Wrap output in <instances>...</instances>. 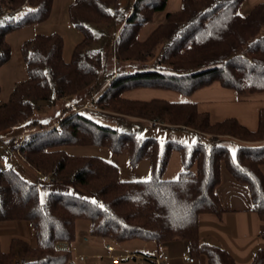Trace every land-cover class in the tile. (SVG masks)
Instances as JSON below:
<instances>
[{
    "label": "trees",
    "instance_id": "trees-1",
    "mask_svg": "<svg viewBox=\"0 0 264 264\" xmlns=\"http://www.w3.org/2000/svg\"><path fill=\"white\" fill-rule=\"evenodd\" d=\"M53 3L0 0V19L6 14L12 17L0 26V66L10 58L8 33L46 21ZM243 3L182 0L179 11L168 13L140 40V30L166 11L168 0H135L128 12L120 0H74L70 20L83 38L69 62L63 58V39L58 34L37 35L24 45L28 80L16 86L7 103L0 104L1 138L10 134L14 139L20 127L38 125L29 122L39 109L37 102H51L54 88L58 100L96 93L106 64L101 52L91 51L96 36L90 26L121 25L114 42L115 58L136 69L110 74L108 87L94 102L103 110L148 117L169 128H190L199 141L192 146L168 141L161 153L156 139L102 125L77 110L58 120L56 127L41 126L25 135L13 150L33 170L55 182L73 184L95 200L51 192L43 203L37 184L14 168L0 171V222L27 221L36 239L32 246L23 238H12L6 252L0 240V264H13L18 258L25 259V264H79L74 248L58 249L61 242L74 246L79 219L90 221L94 237L118 242L139 239L158 247L184 241L194 262L205 258L208 264H236L229 251L201 242L200 217H221L226 212L217 194L225 168L246 186L253 210L264 221V108L258 129L251 131L234 118L212 124L194 103L131 101L121 95L144 87L188 96L215 82L240 96L264 93V3L245 16L240 13ZM27 7L31 10L15 22L13 17ZM225 136L240 140L234 143L235 151L226 145ZM69 145H108L117 154H127L133 165L148 159L151 179L121 181L116 166L98 157L69 155L64 149ZM173 149L179 151L184 169L176 180L166 181L161 175ZM252 264H264V251L256 254Z\"/></svg>",
    "mask_w": 264,
    "mask_h": 264
},
{
    "label": "rangeland",
    "instance_id": "rangeland-1",
    "mask_svg": "<svg viewBox=\"0 0 264 264\" xmlns=\"http://www.w3.org/2000/svg\"><path fill=\"white\" fill-rule=\"evenodd\" d=\"M134 1L135 0H120V4L121 7L128 12L132 8ZM73 2L74 0H54L50 17L46 21L25 25L13 29L8 33L6 41L10 48V58L6 63L0 66V104L7 103L16 86L28 80V71L23 55V48L28 41L33 40L37 35H60L64 44L63 58L67 62L71 60L76 44L83 38V32L70 20L69 8ZM30 10L31 9L27 7L15 15L13 17L15 22L21 20ZM10 19H12V17L6 14L0 19V26L6 25ZM159 24L161 23H157L156 20H154L145 25L140 30L139 39L145 40ZM90 28L96 36L91 51L94 53L101 52L104 63L106 64L105 70L100 74V81L109 79L110 74H114L115 76L119 72H122V70L126 68V65H132L130 62H123L124 64L118 67L114 62V42L116 35L122 28L121 25H93L90 26ZM54 89L53 100L51 102H37L39 109L29 122L36 121L39 122L38 125L33 124L31 127H20L17 130L18 134L14 135V139L12 136H8L10 134L2 138L0 137V171L14 168L27 181L37 184L40 189V197L43 203H46L51 192H60L92 201L95 200L93 195L86 193L70 183L55 182L49 178L51 184H44L46 178L33 170L25 160L13 150L25 135L38 131L41 126L47 128L56 127L58 126V120L73 111L77 110L102 125L118 129L122 132L133 133L141 138L156 139L160 144L161 153L165 152V144L168 141L177 142L180 145L186 146H192L198 142L197 134L187 130L190 128H169L162 122L150 120L148 117H137L131 114H119L113 111L103 110L96 102L94 104L98 107V111H81L80 109L84 106L88 104L91 105L92 101H95L94 98L98 97L95 96L96 93L90 96L87 92H83L74 98L58 100L55 98ZM122 118L133 124L119 120ZM140 121L147 124L138 126L136 122ZM223 140L231 149L235 148L231 147L232 143L234 145L235 142L237 143V141H240L228 136L223 137ZM64 149L72 156L98 157L116 166L121 181H148L152 176L151 163L148 159H142L136 165H133L127 154H117L108 145H69ZM28 168L32 169L34 174H32ZM183 169L181 155L179 151L173 149L169 152L168 164L161 175V179L174 181L178 178L179 173ZM15 237L25 239L32 246L36 244L33 229L27 221L0 222V240L4 252L8 251L10 240ZM108 245L115 249L113 254L108 253ZM72 248H74L73 256L75 259L81 255L86 257V261H78L79 264H112V258L114 257L119 258L122 262L128 260L129 264H153V262L144 259V255L164 256V254H166L162 248L157 249V244L155 242L139 239L118 242L111 238L104 239L94 237L91 234V223L86 219H79L76 222V241ZM135 256L137 257L136 259H134ZM22 260L25 259H15L13 264H18Z\"/></svg>",
    "mask_w": 264,
    "mask_h": 264
},
{
    "label": "crops",
    "instance_id": "crops-1",
    "mask_svg": "<svg viewBox=\"0 0 264 264\" xmlns=\"http://www.w3.org/2000/svg\"><path fill=\"white\" fill-rule=\"evenodd\" d=\"M263 3L264 0H244L240 7V13L245 16L254 7ZM181 5L182 0H168L166 11L158 13L154 20L157 23H163L166 15L179 11ZM115 59L114 56V62L118 67L124 64ZM125 67L122 71L129 72L136 69L134 65H126ZM108 83V79L102 81L96 91V97L108 87ZM121 96L131 101L164 100L171 103H194L200 113L209 115L212 124L234 118L251 131L258 129L259 112L261 108H264V93L240 96L236 91L224 88L219 82L199 89L188 96L171 90L144 87L125 90ZM119 120L133 124L123 118ZM136 124L140 126L147 123L140 121ZM187 130L196 133L199 141L197 132L191 129ZM226 145L228 144L226 143ZM231 147H235L232 149L235 150L236 144L233 145L232 143ZM28 170L34 174L32 169L28 168ZM262 171L264 173V167H262ZM221 178L217 194L226 212L221 217L212 214L201 215V242L229 251L236 264H252L256 254L259 251H264V221L253 210L251 197L246 186L235 181L225 168L221 170ZM44 184H51V182H47L45 179ZM159 248H162L166 252L164 255L170 258L163 264H208L205 258L194 263H187L184 257L188 255V251L184 241L169 243L161 247L157 246V249Z\"/></svg>",
    "mask_w": 264,
    "mask_h": 264
},
{
    "label": "built area",
    "instance_id": "built-area-1",
    "mask_svg": "<svg viewBox=\"0 0 264 264\" xmlns=\"http://www.w3.org/2000/svg\"><path fill=\"white\" fill-rule=\"evenodd\" d=\"M95 102L92 101L91 105L88 104L86 106H84L82 110H91V111H98V107L94 104ZM47 182H50L49 178H46ZM58 249L61 251H70L73 250L72 247L68 244V243H60L58 244ZM107 251L109 254H113L115 252V249L108 245L107 246ZM137 257L135 256L134 259H136ZM144 259L153 262V264H163L165 262H167L170 258L167 255L164 256H157V255H151V254H146L144 255ZM79 260L80 261H86V257L84 255L79 256ZM184 260L187 263H194V260L192 258H190L188 255L184 257ZM127 261V260H126ZM121 260L117 257L112 258V264H121ZM124 262V261H123ZM26 260H22L20 261L18 264H25Z\"/></svg>",
    "mask_w": 264,
    "mask_h": 264
}]
</instances>
